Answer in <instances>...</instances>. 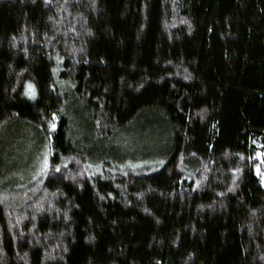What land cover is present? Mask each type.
Wrapping results in <instances>:
<instances>
[{"label": "trees", "instance_id": "trees-1", "mask_svg": "<svg viewBox=\"0 0 264 264\" xmlns=\"http://www.w3.org/2000/svg\"><path fill=\"white\" fill-rule=\"evenodd\" d=\"M263 171L264 0H0V264H264Z\"/></svg>", "mask_w": 264, "mask_h": 264}, {"label": "snow or ice", "instance_id": "snow-or-ice-1", "mask_svg": "<svg viewBox=\"0 0 264 264\" xmlns=\"http://www.w3.org/2000/svg\"><path fill=\"white\" fill-rule=\"evenodd\" d=\"M55 72V69L53 70ZM29 88L32 89L31 92L28 93V95L30 96V98H35V90H34V87L32 85H29ZM53 127H55V125H53ZM161 164L163 163V161L160 162ZM48 159L47 157L44 158L43 160V169L46 170L48 168ZM56 171H59V167L56 168Z\"/></svg>", "mask_w": 264, "mask_h": 264}, {"label": "rangeland", "instance_id": "rangeland-1", "mask_svg": "<svg viewBox=\"0 0 264 264\" xmlns=\"http://www.w3.org/2000/svg\"><path fill=\"white\" fill-rule=\"evenodd\" d=\"M261 182L264 185V171L262 172V175H261Z\"/></svg>", "mask_w": 264, "mask_h": 264}]
</instances>
